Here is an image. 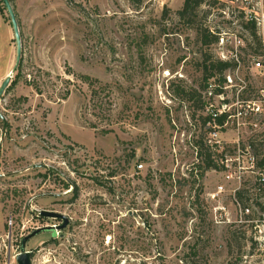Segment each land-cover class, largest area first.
<instances>
[{"label": "rangeland", "instance_id": "1", "mask_svg": "<svg viewBox=\"0 0 264 264\" xmlns=\"http://www.w3.org/2000/svg\"><path fill=\"white\" fill-rule=\"evenodd\" d=\"M184 1L11 0L22 58L0 98V264H18L35 229L62 224L42 210L69 224L28 241L32 264H264V184L247 147L264 152V126L251 127L263 118L206 124L200 66L207 49L237 50L225 98L234 101L240 80L257 95L264 74L253 61L264 48L249 46L240 19L262 16L264 0H207L194 26L178 16ZM201 22L224 46H202ZM16 56L0 0V86ZM201 137L228 149L225 169L202 176Z\"/></svg>", "mask_w": 264, "mask_h": 264}, {"label": "trees", "instance_id": "2", "mask_svg": "<svg viewBox=\"0 0 264 264\" xmlns=\"http://www.w3.org/2000/svg\"><path fill=\"white\" fill-rule=\"evenodd\" d=\"M1 1L3 2V0ZM206 2L207 0H185L182 9L178 11L179 18L184 20L187 25L194 26L196 24L198 10L201 5L205 4ZM240 24L242 27H245L246 29L250 30L251 42L249 43V46L254 49V52L257 53L262 48V40L261 36L259 35V29L257 25L254 21L246 19H240ZM195 27L197 29L199 41L203 47L207 48L213 43H217L219 41V34L216 31L212 30L211 27H209L208 25H204L201 22L198 24V26ZM202 57V62L200 64L201 69L203 71L202 88L205 90L206 93H208L210 85H213L214 94H220L222 92L221 87L226 81L225 74L228 71L235 70L238 64L236 62L222 61L216 56H213L208 51V49L205 50L204 53H202ZM248 91L249 89L245 90L244 93H242L243 98H250V96L248 97L246 95ZM195 95L196 92L192 93L190 96L195 97ZM226 116L227 115L225 114L219 116L216 120L217 124L223 126L226 122ZM211 119L212 117L211 115H209L204 118V122L207 124L211 121ZM259 143L260 142L256 143L254 140H251L249 146L251 148V152L257 158L256 167L263 169L264 152L258 150ZM195 147L197 150V158L199 159L197 166L203 170L202 176L209 169L223 170L226 168L225 164L220 165L218 161L219 159H221L222 161L225 160V156L227 154L228 149H217L212 144H210L208 140H205L202 137L196 140ZM259 152L261 155L263 154L262 157L259 156ZM245 191L246 190L243 189L237 190V196L244 203V205H247L246 203L248 202V199L245 198V193H247V191ZM39 217L44 218L45 216L40 214Z\"/></svg>", "mask_w": 264, "mask_h": 264}, {"label": "built area", "instance_id": "3", "mask_svg": "<svg viewBox=\"0 0 264 264\" xmlns=\"http://www.w3.org/2000/svg\"><path fill=\"white\" fill-rule=\"evenodd\" d=\"M261 9L262 11H264V1L261 2ZM245 19L246 20H252L255 22V24L257 25L258 29L259 27H261L262 34L264 37V13L262 14V16H257L254 15L253 12H249L248 14L245 15ZM260 35V34H259ZM220 37V36H219ZM235 44L236 47H239V45L242 44V39L236 35L235 36ZM219 45L221 46V44H225V38H221L219 39ZM264 48V40L262 42V50ZM222 51L219 52V59L222 61H229V62H236L238 65L236 67L235 70H231L228 71L225 74L226 77V81L224 83V85L221 87L222 92L220 94H214V86L210 85L208 93H207V97H208V101L206 100V106L205 108L207 109L209 115H211L212 119L209 123H211V127L216 129L218 127H224L226 125H228V123L230 122L231 119H236V118H256L261 117L263 118L262 120L257 122H254V124L251 125V127L255 125L258 126H264V87L260 89V91L257 92L256 96H252L251 98H243L242 97V93H244L245 90L249 89L247 88V85L244 84L243 80H240L241 82L239 84H237V86L234 87V90L236 91V95L234 96V101L230 102L229 100H226V96L228 93V88L230 86H232L235 78L233 79L232 76L236 73L239 72L241 69V59L240 56L238 54L237 50H224L221 47ZM260 58H255V60L253 61V68L257 69L260 73L264 74V53H262L261 55H259ZM243 83V85H242ZM233 87V86H232ZM250 91V89H249ZM214 98H222L224 102H222L220 107H216L213 104V100ZM233 108V109H232ZM227 115L226 116V122L223 126H220L217 124V118L221 115ZM257 117V118H258ZM252 122V121H251ZM1 123H2V116L0 114V135L5 134L6 131H4L1 127ZM250 123V122H249ZM253 129V128H252ZM212 136L214 138L217 137V132L216 130H214V132H212ZM1 140H2V136L0 139V144H1ZM215 140V139H214ZM216 143H212V141L210 140V144H212L215 148H218L219 145L217 144L219 141L215 140ZM250 151L251 148L248 145L247 146ZM253 156V155H252ZM254 158L251 159V165L254 167V169L256 168V159L255 156H253ZM225 166L227 167V165L225 164ZM140 168L143 167V164L139 165ZM260 175L259 177H257L258 182L262 185L264 184V168L261 169L260 168ZM220 192L223 190V187H220ZM250 207L245 208V211L250 212ZM53 226H58V225H53ZM45 227V226H44ZM41 228V227H40ZM38 229V228H37ZM54 231H58L57 227L54 229ZM148 264H153V262H149Z\"/></svg>", "mask_w": 264, "mask_h": 264}, {"label": "water", "instance_id": "4", "mask_svg": "<svg viewBox=\"0 0 264 264\" xmlns=\"http://www.w3.org/2000/svg\"><path fill=\"white\" fill-rule=\"evenodd\" d=\"M4 5L6 6L9 15L11 17L12 25L14 28V33H15V41H16V46H17V56H16V63L12 69V71L6 76L4 81L2 82L0 86V98L5 92L6 88L10 85L13 73L17 70L21 58H22V39L19 31V25L16 19V15L14 13L13 6L11 4L10 0H3ZM40 214L45 216V217H52L55 219H61L63 220V223L58 225V226H45L41 227L38 229H35L31 234L25 236L22 240V245H21V252L17 255L16 260L18 264H32V252L27 250V243L28 241L33 238L34 236L38 235L39 233L47 230H54L56 227L58 230L64 229L68 224H69V218L66 217L64 214L57 212V211H51V210H42L40 211Z\"/></svg>", "mask_w": 264, "mask_h": 264}, {"label": "flooded vegetation", "instance_id": "5", "mask_svg": "<svg viewBox=\"0 0 264 264\" xmlns=\"http://www.w3.org/2000/svg\"><path fill=\"white\" fill-rule=\"evenodd\" d=\"M58 220H61V219H58ZM62 221V223H63V220H61ZM60 225V224H59Z\"/></svg>", "mask_w": 264, "mask_h": 264}]
</instances>
